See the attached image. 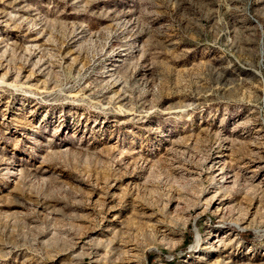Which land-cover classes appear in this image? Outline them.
Returning a JSON list of instances; mask_svg holds the SVG:
<instances>
[{
	"label": "rangeland",
	"instance_id": "obj_1",
	"mask_svg": "<svg viewBox=\"0 0 264 264\" xmlns=\"http://www.w3.org/2000/svg\"><path fill=\"white\" fill-rule=\"evenodd\" d=\"M0 264H264V0H0Z\"/></svg>",
	"mask_w": 264,
	"mask_h": 264
}]
</instances>
